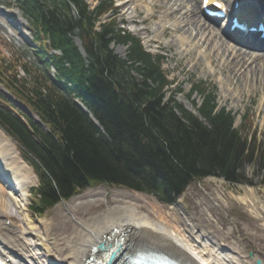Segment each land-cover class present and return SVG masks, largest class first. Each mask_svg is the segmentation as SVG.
Wrapping results in <instances>:
<instances>
[{
	"label": "trees",
	"instance_id": "1",
	"mask_svg": "<svg viewBox=\"0 0 264 264\" xmlns=\"http://www.w3.org/2000/svg\"><path fill=\"white\" fill-rule=\"evenodd\" d=\"M70 2L77 19L70 16L65 0H26L22 9L36 31L49 37L50 48L61 52L51 58L58 84L80 98L103 133L54 85L29 86L9 78L8 90L49 129L39 135L40 149L24 125L0 109V125L37 156L46 172L37 169L43 181L33 202L35 213L98 185L155 194L168 204L206 177L247 182L244 166L256 159L264 185V145L257 146L253 135L242 138L232 128L229 113H214L211 97L205 98L199 116L175 101H164L168 82L160 58L144 52L138 40L122 34L113 22L99 33L93 30L95 17L110 6L97 9L92 18L81 0ZM75 30L86 61L73 45ZM111 41L129 44L125 61L108 49Z\"/></svg>",
	"mask_w": 264,
	"mask_h": 264
},
{
	"label": "rangeland",
	"instance_id": "2",
	"mask_svg": "<svg viewBox=\"0 0 264 264\" xmlns=\"http://www.w3.org/2000/svg\"><path fill=\"white\" fill-rule=\"evenodd\" d=\"M97 1L86 0V3L92 8ZM196 1L192 0L191 5L188 4L187 8L190 7L189 10H193L192 5L197 3L199 10V0ZM241 1L251 2L250 0ZM255 1L253 0L251 3ZM122 4L124 9L121 10ZM153 4H158V0L156 2L155 0H115L118 21L124 24L125 31L140 38L146 51L159 54L164 58L162 68L166 79L172 85L166 99L173 97L186 110L194 113L193 102L199 104L200 100L195 95L187 100L186 95L190 87L203 82V87H207L206 91L210 94H214V92L211 93V88L214 91L216 88L218 105L237 115L234 126L242 125L243 120L248 117L251 124L250 126L244 125L246 130L242 135L255 130L256 138L261 143L264 138L262 135L264 133V89L244 77L238 82L228 73L222 72L227 53L222 56L223 52L218 50L220 55L215 54V50L220 46L216 42L205 41L206 43L200 46L201 42L198 43V39L193 40L171 30L162 35V29H173L174 23L162 18L158 13H155L154 20L142 23L143 19L148 18L149 13L152 12L150 7ZM0 17V60L9 62L19 70L20 66L27 61V49H31L25 41L28 35L23 32L22 37H18L17 34L10 36L14 33V29H10L4 22V18ZM130 18H133L137 24L132 25ZM199 18L202 23H205L201 16ZM22 22L24 23V20ZM143 29L148 32H144ZM188 39L189 41H187ZM150 40H153V43H148ZM74 42L79 47L75 38ZM197 46L200 47L197 48ZM125 50L126 47L124 49L113 46V52L118 56L124 57ZM208 58L212 59L211 66L208 64ZM240 116L242 117L241 121ZM258 165V159H256L253 166L246 164L243 169L245 180L252 182V185H248V183L231 184L221 178L207 177L199 182L191 183L184 194L171 206L157 202L151 195L123 187H107L105 185L99 187L137 195L142 212H148L149 216L157 222L167 223L169 227L176 228L182 234L188 235L194 245L218 251L225 260L234 259L236 262L234 264H255L258 259L264 264V186L260 185L262 176L261 172L258 173ZM35 184L36 180L27 185L29 196L24 202L19 203L22 210L14 214L13 223L5 229V232L22 239L26 236L23 246L26 248L28 243L34 245L36 251L33 250L31 253L36 254L37 252L38 258L40 260L44 258L46 261L47 253L37 247V241L33 239L35 237L32 235V229H35L41 234L40 236L38 233L39 238L43 240L44 248H48L49 252L52 251L50 254L56 259L55 252L64 251L63 239L66 240L73 236L72 233L76 232L74 229L78 227L80 220H87L91 215L105 212L107 206L104 202L98 206L91 205L70 211L64 206L68 202L66 201L57 204L44 216L38 218L31 215L26 209L30 190ZM109 202H111L110 197L107 198V203ZM25 215L30 218L31 225L27 224ZM249 253L252 254L251 258L248 256Z\"/></svg>",
	"mask_w": 264,
	"mask_h": 264
},
{
	"label": "bare ground",
	"instance_id": "3",
	"mask_svg": "<svg viewBox=\"0 0 264 264\" xmlns=\"http://www.w3.org/2000/svg\"><path fill=\"white\" fill-rule=\"evenodd\" d=\"M241 2L243 5L248 3L245 1ZM191 3L192 0H158V4H153L150 7L151 10H149L152 12L149 13L148 18L143 19L142 23L154 20L156 18L155 13H158L162 18L174 23L173 29H162V35L167 34L171 30L181 36H187L193 40L198 39V43L201 42L200 46H203L206 43L205 41L216 42L220 46L214 53L218 56L220 55L218 50L223 52L222 56L227 53L222 72L228 73L234 79H237L238 82L239 79L244 77L264 89V51L260 52L264 48V40L258 34L240 32L244 36L238 33L234 36L242 38L244 43H236L233 37L225 36L212 25L202 23L199 18L202 15L197 9V3L192 5L193 10H189L190 7L187 8L188 4L191 5ZM130 22L132 25L137 24L133 18H130ZM143 31L148 32L146 29H143ZM148 43H153V40ZM200 46H197V48ZM208 64L212 65L211 58H208ZM0 168L8 174L5 181L3 183L0 182V218L7 216L6 218L10 217L14 220V214L22 210L17 197H25L27 194L26 186L34 177L29 168L19 160L14 145L1 130ZM6 180L10 181L13 190L6 186ZM108 197L111 198L109 203H107ZM104 202L107 206L105 212L94 216L91 215L87 220H80L78 227L74 229L76 232L72 233L73 236L66 240L63 239L64 251L57 250L58 252H55L57 257L56 261H52L53 264H79L82 258L88 255L92 246L104 241L106 236L115 229H119L123 235V243L120 248V255L123 257H121L122 259H116L113 264H129V260L125 259V257H133L140 252L162 254L181 264H234L235 262L234 259H223L218 251L194 245L188 235L182 234L176 228L169 227L167 223L163 224L152 219L148 212L140 210L138 196L129 195L125 191L108 190L104 187L92 188L68 201L64 206L70 211H76L86 206H98ZM11 208L13 209L11 210ZM25 217L27 224L31 225L30 218L27 215ZM1 230L2 224L0 225V250L2 253L7 254L10 258L19 260L20 263L35 264L27 253H30L33 258L37 254L31 253L33 249L25 251L26 248L23 246V240L26 242V236L24 239L17 238ZM32 231L38 232L35 229H32ZM43 236L46 237L45 235ZM49 258L52 259L53 257ZM106 258L104 261H106ZM42 264H45V262Z\"/></svg>",
	"mask_w": 264,
	"mask_h": 264
},
{
	"label": "snow or ice",
	"instance_id": "4",
	"mask_svg": "<svg viewBox=\"0 0 264 264\" xmlns=\"http://www.w3.org/2000/svg\"><path fill=\"white\" fill-rule=\"evenodd\" d=\"M205 3H207V0H205ZM216 6H217V7H221V5L218 4V3L216 4Z\"/></svg>",
	"mask_w": 264,
	"mask_h": 264
},
{
	"label": "water",
	"instance_id": "5",
	"mask_svg": "<svg viewBox=\"0 0 264 264\" xmlns=\"http://www.w3.org/2000/svg\"><path fill=\"white\" fill-rule=\"evenodd\" d=\"M250 256H251V254H250ZM256 264H261V262H260L259 260H257V261H256Z\"/></svg>",
	"mask_w": 264,
	"mask_h": 264
}]
</instances>
